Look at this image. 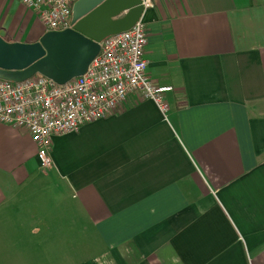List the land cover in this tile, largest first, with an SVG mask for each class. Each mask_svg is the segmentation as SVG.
I'll use <instances>...</instances> for the list:
<instances>
[{
  "label": "crops",
  "instance_id": "0c3cea01",
  "mask_svg": "<svg viewBox=\"0 0 264 264\" xmlns=\"http://www.w3.org/2000/svg\"><path fill=\"white\" fill-rule=\"evenodd\" d=\"M138 92L76 133L44 168L0 123V264H264V0H153ZM46 32L0 0V37Z\"/></svg>",
  "mask_w": 264,
  "mask_h": 264
},
{
  "label": "built area",
  "instance_id": "2783aa9c",
  "mask_svg": "<svg viewBox=\"0 0 264 264\" xmlns=\"http://www.w3.org/2000/svg\"><path fill=\"white\" fill-rule=\"evenodd\" d=\"M75 1L20 0L46 32L71 26ZM152 3L141 0L144 9ZM146 43V25L140 18L130 29L103 39L86 71L64 84L40 74L22 82L0 79V123L27 130L38 147L41 165L50 169L52 136L78 132L83 125L114 112L133 92L154 102L164 114L170 87L158 86L148 76Z\"/></svg>",
  "mask_w": 264,
  "mask_h": 264
},
{
  "label": "water",
  "instance_id": "95a60500",
  "mask_svg": "<svg viewBox=\"0 0 264 264\" xmlns=\"http://www.w3.org/2000/svg\"><path fill=\"white\" fill-rule=\"evenodd\" d=\"M144 10L141 0H77L68 28L31 43L0 37V79L22 82L40 74L64 84L86 71L103 39L130 29Z\"/></svg>",
  "mask_w": 264,
  "mask_h": 264
}]
</instances>
